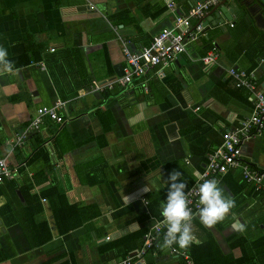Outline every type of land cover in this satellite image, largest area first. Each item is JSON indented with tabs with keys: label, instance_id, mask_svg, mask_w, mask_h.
I'll list each match as a JSON object with an SVG mask.
<instances>
[{
	"label": "crops",
	"instance_id": "1",
	"mask_svg": "<svg viewBox=\"0 0 264 264\" xmlns=\"http://www.w3.org/2000/svg\"><path fill=\"white\" fill-rule=\"evenodd\" d=\"M205 1L0 0V46L16 69L0 73V159L14 173L0 182V264H110L141 249L173 169L186 193L217 171L236 207L212 229L194 213L200 244L158 245L131 264H264V185L251 175L264 172V129H242L254 94L230 73H253L264 91V8L243 5L167 65L120 80L133 69L123 40L139 53ZM44 106L63 121L46 115L32 127Z\"/></svg>",
	"mask_w": 264,
	"mask_h": 264
},
{
	"label": "built area",
	"instance_id": "2",
	"mask_svg": "<svg viewBox=\"0 0 264 264\" xmlns=\"http://www.w3.org/2000/svg\"><path fill=\"white\" fill-rule=\"evenodd\" d=\"M215 2L216 0H206L191 9L187 16L176 15L175 27L176 29H180V31L172 28H163L153 37L151 43L144 47L139 53L130 51L127 41L123 40L124 53L128 63L133 69L130 70L128 67H125V74L121 79L119 78L121 82L126 84L131 81L133 76L144 75L151 65H167L170 58L176 57L177 54L186 51L187 43L195 41L201 36L206 35V25L203 23L204 10L211 7ZM192 18L199 19L195 25H192ZM216 49L217 47L214 46L212 51H210L208 55L203 58L206 64H212L217 60L218 55ZM230 73L237 80L238 86H245L254 94V108L252 114L249 118L244 120L242 129L245 133L252 130L262 131L264 129V91L258 89L253 73L248 74L247 72L236 68H231ZM46 115H49L51 118L56 119L59 122L63 121V117L57 113L55 108L44 106L38 109V117L34 120L31 126L38 128L43 117ZM225 136L228 138L229 147L232 149L230 138L235 139L234 135L227 133ZM24 137V134L18 135L15 139V143L21 144ZM236 153H238V150H236ZM225 158L228 162L234 161V156L232 155H226ZM209 167L214 168V170H226V165L219 164L216 160L212 161V164H210ZM216 172L213 174L212 171L207 170L203 174V177L198 180L197 185L191 188V191L187 193L190 201L189 206L193 209V214L197 211L199 205L198 185L203 182V179H218ZM247 172L251 174L250 171ZM13 175L14 173L8 167L7 160L5 158L0 159V182L5 176L13 177ZM251 175L258 184L264 185V172L258 171ZM164 232L165 229H161V231L157 233L153 230L152 226L145 235L144 246L141 249H136L126 257L116 260L110 264H131L135 259H142L147 251H150L159 245V238L164 236ZM175 250V247H172V251L175 252Z\"/></svg>",
	"mask_w": 264,
	"mask_h": 264
},
{
	"label": "clouds",
	"instance_id": "3",
	"mask_svg": "<svg viewBox=\"0 0 264 264\" xmlns=\"http://www.w3.org/2000/svg\"><path fill=\"white\" fill-rule=\"evenodd\" d=\"M16 69L14 62L9 59L8 50L0 46V73H12ZM183 173L173 169L166 178L167 192L162 203V219L153 223V230L159 233L165 229L162 250L171 249L174 245L184 250L201 241L195 234L193 225V209L186 193L187 183L182 178ZM145 191H149L145 188ZM199 205L196 211L200 223L209 229L222 223L236 207L234 198L226 197L220 181L216 178L203 179L198 185ZM235 230L246 231L244 224L234 226Z\"/></svg>",
	"mask_w": 264,
	"mask_h": 264
},
{
	"label": "water",
	"instance_id": "4",
	"mask_svg": "<svg viewBox=\"0 0 264 264\" xmlns=\"http://www.w3.org/2000/svg\"><path fill=\"white\" fill-rule=\"evenodd\" d=\"M203 1V0H198ZM256 3L259 7L264 8V0H218L204 16L203 23L207 25L212 23L213 25H219L225 23L227 20H233L234 13H240L243 5H250Z\"/></svg>",
	"mask_w": 264,
	"mask_h": 264
},
{
	"label": "trees",
	"instance_id": "5",
	"mask_svg": "<svg viewBox=\"0 0 264 264\" xmlns=\"http://www.w3.org/2000/svg\"><path fill=\"white\" fill-rule=\"evenodd\" d=\"M15 189H17L16 187H15ZM21 191L23 192V194H26L25 193V190L22 188L21 189ZM50 192H51V189H48V190H45L43 193H41V196H49L50 195ZM56 192H58V193H60L59 195H61V197L62 198H64V196L61 194V191H60V189L58 190V189H55L54 191H53V193H56ZM52 193V192H51ZM57 193V194H58ZM37 197H39L38 195H37ZM64 202H65V204H67V201L65 200V198H64ZM59 208H64V205H62V206H60ZM40 209H42V206H40ZM162 241H163V236L162 237H160L159 238V246L161 245V243H162ZM261 247V245H257V249H259ZM155 249V248H154ZM260 251H264V246L263 247H261L259 250H258V252L257 253H259ZM257 255V254H256ZM254 261H250V263H253ZM248 264V263H247Z\"/></svg>",
	"mask_w": 264,
	"mask_h": 264
}]
</instances>
